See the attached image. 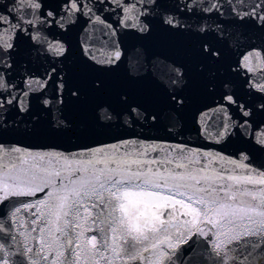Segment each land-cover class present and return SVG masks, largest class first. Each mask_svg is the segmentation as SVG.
Wrapping results in <instances>:
<instances>
[{
    "label": "snow or ice",
    "instance_id": "6c2138e0",
    "mask_svg": "<svg viewBox=\"0 0 264 264\" xmlns=\"http://www.w3.org/2000/svg\"><path fill=\"white\" fill-rule=\"evenodd\" d=\"M262 157L264 0H0V264H264Z\"/></svg>",
    "mask_w": 264,
    "mask_h": 264
},
{
    "label": "water",
    "instance_id": "95a60500",
    "mask_svg": "<svg viewBox=\"0 0 264 264\" xmlns=\"http://www.w3.org/2000/svg\"><path fill=\"white\" fill-rule=\"evenodd\" d=\"M127 43L130 48L136 44V42L132 39H128ZM157 43L158 46L162 47L165 51H169L176 54L182 53L184 51V45L180 42H169L167 40H161L158 41ZM79 78L81 79V82H85L87 80V76L84 74H79ZM193 79L197 80V77L195 75V70H193ZM121 87H131L133 88V90L141 93H150L152 90V86L147 83L129 86L122 80L114 81L113 91ZM192 94L196 98L199 97L200 92H199L198 82L194 83L192 88ZM109 98H111V91L105 97H97L95 95L88 94L81 101L73 102L69 105V112L72 116V119L74 120V128L70 133L64 135L58 141L65 151L68 150L74 151L75 149L72 148L76 146L77 140L84 136L106 138V136L109 133H107L105 130H98L92 128L90 116H91L92 108L96 103ZM151 135L155 136L156 133H152ZM178 140H183L197 146L204 145V142L198 138L197 133L192 130L184 131L183 135L178 137ZM107 142H111V141H107ZM26 146H30V145H26ZM209 147H211V145H209ZM261 161H264V157L261 158ZM259 163L260 161L257 162V164ZM81 223L83 226L84 222L81 221Z\"/></svg>",
    "mask_w": 264,
    "mask_h": 264
}]
</instances>
